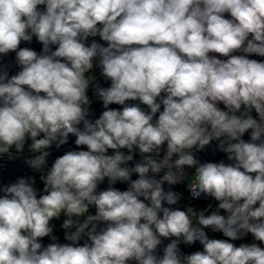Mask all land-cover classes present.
<instances>
[{"label": "clouds", "instance_id": "1", "mask_svg": "<svg viewBox=\"0 0 264 264\" xmlns=\"http://www.w3.org/2000/svg\"><path fill=\"white\" fill-rule=\"evenodd\" d=\"M34 37L40 53L20 47ZM9 53L19 71L0 66V157L30 140L43 189L35 176L0 187V264H264V60L249 58L264 57V0H0ZM90 88L104 108L94 120ZM70 135L80 150L48 168ZM214 141L229 163L197 158ZM185 183L216 210L171 207ZM61 215L68 243L50 224ZM248 234L260 244L232 242Z\"/></svg>", "mask_w": 264, "mask_h": 264}, {"label": "built area", "instance_id": "2", "mask_svg": "<svg viewBox=\"0 0 264 264\" xmlns=\"http://www.w3.org/2000/svg\"><path fill=\"white\" fill-rule=\"evenodd\" d=\"M43 7V6H41ZM95 39L97 40V42L105 44L106 43L103 42L102 40H100L99 37H95ZM91 42V40L89 41V43ZM20 47H29L33 50H35L37 53H40L42 51V45L36 40V38H33V41L31 43H27V42H21ZM55 49V46H53V50ZM3 65H7L8 68V73H9V77L11 75L16 74L19 71V67L16 64L15 61V53H9L6 56H0V66ZM92 74L95 75L97 77L96 82L101 86V87H108L110 86V81H106L103 76H101L100 74V69L98 67H95L92 70ZM88 95L91 99V105H90V119H97L99 118V116L102 114V112L104 111L102 102L100 100H98L96 97L93 96V89H89ZM126 103H138V101H127ZM110 108H122V106L120 105H110ZM141 107H144L146 109V106L141 105ZM162 110V108H161ZM252 115L255 117L256 113L253 110ZM75 137L71 136L69 137V141L66 145L61 146L59 149H57L55 147V144L52 145V147L48 150L50 152V156L47 158V163H48V168L51 167L52 163L54 162V160L63 155L66 151L69 150H80L75 146ZM31 143V141L29 140L26 145H25V153L23 155H18L16 156V158L14 159H9L7 156H3L0 157V187H2L5 184H10V183H14L16 182V180L18 178H30L35 176L36 179V184L41 185V187L43 188V182L40 180V173L38 172H34L26 163H25V159L28 158L31 154L27 152V148L28 145ZM218 142H212L210 144V146L206 147L202 152H198L196 153L197 158L201 161V162H219L221 160H224L225 163H229V161H227V156L225 153L219 151L218 146H217ZM83 147V146H81ZM84 150H86V148H84ZM15 150H13L14 152ZM121 151H124L125 153H127L126 149H122ZM112 150H109V154H111ZM163 155V153L161 154ZM142 159V157L140 156L138 150L136 155L134 156V160L129 162V165H133L135 162H139ZM192 172H194V169H192ZM138 178L136 174H133L132 179H136ZM194 179V178H193ZM34 185V186H35ZM114 187L120 189V190H126L128 185L127 183H121V182H117L115 185H113ZM109 187L108 185V181L107 178H105V181L99 185L98 190H105ZM166 189L169 187L168 185L164 186ZM172 189L174 191L179 192V185H175V186H171ZM0 195H2V193H0ZM187 195L188 197L194 202L195 205H193L194 208H196L197 210L200 209H206L205 214H210L211 211L216 210L217 208V204L218 202L215 201L213 198H198V199H193L189 193V191L187 190ZM210 207H207L209 206ZM167 206V205H165ZM171 207H179L181 210H184L186 208L185 204L182 202V199L179 201V203L177 205H173ZM220 214L222 215H226V213H224L223 210H220ZM207 235L209 236V238H214V239H218V236L215 235L211 229H205ZM223 236L222 233H220ZM225 239H227L226 237H224ZM245 239V238H244ZM244 239L242 240H237V241H232L233 243H235L237 246H239V244L243 243ZM168 242V240L164 241V244L166 245ZM81 243V241H80ZM82 244V243H81ZM164 245H161V250L163 248ZM180 248L181 251L184 252L185 254H190L194 251H202L203 250V246L197 241L195 242L193 245H185L183 243L180 244ZM160 254H162V251L160 252Z\"/></svg>", "mask_w": 264, "mask_h": 264}, {"label": "trees", "instance_id": "3", "mask_svg": "<svg viewBox=\"0 0 264 264\" xmlns=\"http://www.w3.org/2000/svg\"><path fill=\"white\" fill-rule=\"evenodd\" d=\"M237 54H240V53H237ZM249 58H250V59H257V60H264V57H259V56H256L255 54L249 56ZM223 59H226V58H223ZM219 107H221L222 109L224 108L223 104H220ZM255 117H256V115H255ZM243 139H245L246 141L250 139V131H249V133H245ZM189 172L191 173V172H192V169H190ZM35 187H36L38 190H41V191H42V189H43V188L41 187V185H39V184H36ZM179 192L182 193V198H181V199H182V202L185 204V206H193V205H195L194 202H193V201L188 197V195H187V185H186V183H185V184H180V185H179ZM91 209L95 210V208H91ZM66 218H67V217H65V216L60 217L61 222L63 223L64 219H66ZM54 220H55V219H53L52 221H50V224H51V226L53 227V235L56 236V230H55L54 225H53V224H54ZM101 226H103V225H99L98 227H101ZM74 230H75L74 228L71 229V231H74ZM62 231H63V234H64V236H65V231H66V230L62 228ZM213 233H214V232H213ZM214 234L218 236V239H225L224 237H222V235H221L220 233H214ZM85 238H86V237H85ZM244 240H245V239H244ZM248 240H249V241H247V243H253V242H255V243L260 244V242H258V241H254V238L252 237V235H251L250 239H248ZM52 242H53V241L50 239V237H44V238L41 240V243H42L44 246H47L49 243H52ZM243 242H244V241H243ZM81 243H83V239L81 240ZM260 246H261V247H264V244H260Z\"/></svg>", "mask_w": 264, "mask_h": 264}, {"label": "rangeland", "instance_id": "4", "mask_svg": "<svg viewBox=\"0 0 264 264\" xmlns=\"http://www.w3.org/2000/svg\"><path fill=\"white\" fill-rule=\"evenodd\" d=\"M219 58H221V59H223L224 57H219ZM258 206V205H257ZM89 213L90 214H95V210H93V209H89ZM63 215H61V217H62ZM86 217H80V220H81V222H83V220L85 219ZM54 228H55V230H56V236H57V238H58V241L57 242H60V243H68V241H66L65 239H64V234H63V231H62V227H61V225H62V222H61V220H60V218L59 219H55L54 220ZM250 237H251V234H248L246 237H245V240H244V242L243 243H247V241H249L248 239H250Z\"/></svg>", "mask_w": 264, "mask_h": 264}]
</instances>
